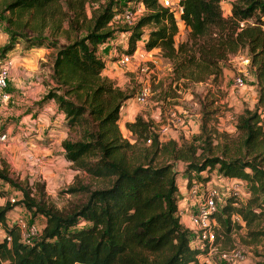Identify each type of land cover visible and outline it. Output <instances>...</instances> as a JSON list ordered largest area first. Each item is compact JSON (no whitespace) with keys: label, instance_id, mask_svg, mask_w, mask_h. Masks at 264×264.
I'll return each instance as SVG.
<instances>
[{"label":"trees","instance_id":"obj_1","mask_svg":"<svg viewBox=\"0 0 264 264\" xmlns=\"http://www.w3.org/2000/svg\"><path fill=\"white\" fill-rule=\"evenodd\" d=\"M131 0H3L10 38L0 47V60L14 47L17 34L29 36L25 48L56 47L50 78L52 84L39 104L54 99L67 126L77 127L76 138L62 140L64 156L75 168L93 177L108 179L103 187L77 182L66 188L82 192L84 199L64 209L56 208L30 189L23 188L15 202L0 205V264H193L206 249L192 244L193 233L178 215L177 162L183 163L186 187L205 185L214 169L248 182L251 197L226 193L213 217L215 240L229 235L236 213L247 225L263 215L264 193V0H234L231 13L222 15L221 0H181L179 18L158 0H135L145 7L131 25L123 51L159 47L172 63L175 79L202 81L221 72L229 52L246 48L259 84L254 108L246 107L236 121L239 133L235 153L210 154L205 122L188 142L161 140L153 124L141 114L126 122L129 137L120 130V111L133 92H126L103 75L105 58L98 45L114 37L111 22ZM87 6L91 15L87 14ZM186 38L176 42L179 22ZM244 21L243 25L240 22ZM63 23L66 42L53 41ZM124 23V22H123ZM49 27V36L43 31ZM147 27V29H145ZM73 34V35H72ZM133 139V141L131 140ZM0 179L17 184L4 169ZM264 199V198H263ZM18 204L44 225L31 244L20 238L17 225L6 216ZM259 264H264L260 262Z\"/></svg>","mask_w":264,"mask_h":264},{"label":"rangeland","instance_id":"obj_2","mask_svg":"<svg viewBox=\"0 0 264 264\" xmlns=\"http://www.w3.org/2000/svg\"><path fill=\"white\" fill-rule=\"evenodd\" d=\"M2 1L0 0V2ZM100 1L104 2L105 0ZM128 6L136 8L140 4L135 0H131ZM86 10L88 16H90L91 9L87 6ZM224 10H226V7ZM6 14L7 12L0 14V36L5 38V41L10 38L7 31ZM115 18L111 22L112 27L115 28L114 37L98 45V52L105 58V61H110L108 67L103 70V75L107 76L105 73L118 71L117 74L113 75L115 76L113 80L116 85L123 88L126 92H133L132 101L130 100V102L137 108V114H140V112L147 113L148 120H150L155 129L162 121L170 118L173 112L179 117V121L181 120L177 122V125H188L190 120L194 123V131L188 132V135H179L180 142H189L193 136L200 132L201 124L205 122L211 140L210 151L208 152L216 155L222 153L234 154V144L239 138L236 128L237 117L246 107H255L260 87L253 68H249V66H247V73L244 78L245 84L240 88L234 86L235 66L239 65V58L236 55L241 53L248 54L247 49L239 48L235 52H229L225 60L220 62L221 72L215 78L209 76L202 81H191L183 77L175 79L171 61L156 53H151V56L145 54V51L150 49L142 48V41H138L137 47L139 50L126 65H119L116 61V63L112 64L111 61L124 52L123 48L126 47L128 39V32L118 29L123 27L125 23L118 17ZM65 27H67V23H63L62 29L56 33L55 37H52L57 44L67 41L63 32ZM182 31L181 34L175 37L177 43L186 38L187 29ZM49 34L50 29L47 27L44 29L43 35L49 36ZM25 36H29V34L23 32L17 34L14 38V49L18 52L26 49L24 47L27 43ZM39 47H44L48 50L39 51V55L35 53L36 56H43L44 59L36 57L32 69L29 71L34 74L33 76H35L34 78L37 81L39 78V81L46 85L45 91H47L50 87L47 85L49 83L52 84L49 76L56 47ZM159 51L161 53L160 48ZM29 77L32 76L30 75ZM142 82H147L150 91L146 102L140 104L135 101L134 94ZM19 118L20 116L17 117L13 113L4 115L2 110L0 111V131L7 132L6 141L0 142V168L4 169L8 176L17 183L13 184L0 179V205L6 201L13 202L11 198H15V202L20 198L21 190L26 188L30 189L36 198H40L56 208L64 209L67 206L78 203L85 197L82 192L70 193L66 191V188L73 183L77 184V182H80L90 188L108 185V179L93 177L86 171L75 168L72 162L65 158L64 153H59V147L61 146L62 148L61 142L64 138H76L78 136L77 127L67 126L65 120L62 119V124L57 132L60 135L54 138L57 139L56 142L54 139L49 140L52 136L49 137L48 135L51 132L49 126L41 129L43 134L41 137H33L30 140L32 134L25 137L24 133L20 132L17 135ZM143 118L146 119L145 117ZM126 122L123 124L119 120V125L123 135L129 137V131L125 125ZM195 125H199L197 131L195 130ZM189 126L192 127L190 124ZM158 135L161 140H164V137L167 139L165 133H158ZM131 140L133 141L132 138ZM50 148L52 149L51 153H48ZM26 151L28 152L26 153ZM27 154H30V156H27ZM52 155L56 156V158L49 160ZM177 165L183 166V163L179 161ZM212 174L213 182L218 184L221 190V197L218 199L220 204L221 199L226 194L225 182H222L217 168ZM177 176L179 177L180 174ZM237 178L241 180L240 199L245 202L251 197L248 182L240 177ZM263 198L264 193H261L258 201L261 202V207L264 208ZM179 199H181L180 194ZM18 215L31 216V220H35L38 226L42 227L41 224L44 221V217L39 214L33 217L31 212L22 204L16 205L9 211L6 216L8 224H12ZM231 220L238 223L239 226L234 225L229 235L225 236L223 234L224 237H221L218 248L226 250L237 247L240 249V257L231 262H221L224 264H259L264 262V211L263 215L256 217L249 225L236 213L231 214ZM213 222L214 225L218 224L215 218ZM4 234V230L1 229L0 238ZM214 256L219 259L216 254ZM3 264L7 263L3 262Z\"/></svg>","mask_w":264,"mask_h":264},{"label":"built area","instance_id":"obj_3","mask_svg":"<svg viewBox=\"0 0 264 264\" xmlns=\"http://www.w3.org/2000/svg\"><path fill=\"white\" fill-rule=\"evenodd\" d=\"M158 1L161 5L172 9L175 12L176 17L179 18L180 13L182 12L181 0ZM233 1L234 0L220 1L223 16L227 17L231 13ZM139 4L140 6L136 8L125 7L116 15V17L127 25L133 24L145 11L144 5L142 3ZM225 7L226 10H224ZM243 24L244 21H241L240 25ZM136 50L132 54L125 52L120 53L115 61L119 65H126L133 57ZM236 57L239 58V65L235 66L234 86L240 88L245 84L244 78L247 73V66H249L250 58L248 54L243 53L237 54ZM12 65L13 59L10 56H5L0 60V105L7 102L10 98L9 81ZM149 91L150 87L147 82H142L134 94L135 101L140 104L145 103ZM178 120L179 117L176 116V113H173L170 118L162 121L155 131L158 133H165L169 127H171V123ZM6 139L7 132L0 131V142H4ZM220 175L223 180L222 182H225L226 193H231L240 197L241 180L237 177ZM186 191L188 193L187 196L193 201V203L186 209L178 208V215L181 217L183 214H187L189 224L184 225L193 233L192 244L199 248L206 249L205 252L198 255L196 263L193 264H224L221 261L231 262L238 259L240 257L239 248L233 247L223 250L218 248V243H214L216 234L213 228V214L218 209V199L221 197V190L219 185L213 182V175L205 185L195 182L189 187H186ZM14 199L15 198H11L12 201H14ZM30 217L31 216L27 217L25 215H18L14 221L18 227L21 240L29 244L33 242L34 238L41 230L35 220H31ZM5 236L7 240H10V235L5 233ZM215 254L219 259L215 258Z\"/></svg>","mask_w":264,"mask_h":264},{"label":"crops","instance_id":"obj_4","mask_svg":"<svg viewBox=\"0 0 264 264\" xmlns=\"http://www.w3.org/2000/svg\"><path fill=\"white\" fill-rule=\"evenodd\" d=\"M178 22H179V32L177 33L176 37L178 36V34H181L183 32L182 31L183 29L184 30L186 29L183 26L181 21H178ZM5 42H6L5 38H2L0 36V47ZM42 50H48V49L44 47L42 48L41 47H31V48H26L22 50V52H18L13 47L11 50H9L6 53L7 56H10L13 59V65L10 69V81H9L10 98L7 102H5L4 104H1L0 111L2 110V113L4 115L5 114L10 115L11 113H13L17 117L20 116L18 120V126H17L18 128L17 135H19L20 132L24 133L25 137H27L29 134H32V137L30 140H32L33 137H37V136L41 137L43 135L41 129H43L44 127H48V126H49V130H51V132H49L48 135L49 137L52 135L51 136L52 138L50 137L49 140L56 138L57 135H60L57 132L59 131V127L62 124L61 120L64 119V115L58 110L57 103L54 99L46 101L44 104H41V105L39 104V101L41 100L43 94L46 92L45 91L46 85L40 82L39 78L37 81L36 78H34L35 76H33L34 74H31L29 70L32 69V66L34 64L36 57H41L42 59H44L43 56L35 55V53L39 55L40 54L39 51H42ZM138 50L139 49L137 48L136 52ZM151 53H156V54L161 55L159 51V47H153L150 50L145 51V54L147 55L151 56ZM109 62L110 61H105V67H108ZM111 62L112 64L116 63L115 60ZM117 73L118 71L115 70L114 72L105 73V74L109 78L114 79L115 76L113 75ZM30 75L33 78L29 77ZM131 99L132 98L130 97L125 100L121 108V111H120V122H122L123 124L126 121H132L135 115L137 114V108H135L134 104L130 102ZM34 104H36L34 107H30L31 105H34ZM140 114L146 119H148L147 113L140 112ZM178 121L171 123V127H169L170 129H168L165 132L167 139L173 138L179 141V135H182V134L188 135L189 134L188 132L194 131L193 130L194 123H192L190 120L188 122V125H183V124L177 125ZM189 124L192 125V127L189 126ZM198 126L199 125H195L196 131L198 130ZM165 139L166 137H164V140ZM54 140L56 142L57 139H54ZM51 150H52L51 148L48 149V153H51L50 152ZM59 151H60L59 153H63V148H61V146L59 147ZM27 152L28 151H26V153ZM27 156H30V154H27ZM53 158H56V156L52 155V157L49 158V160H52ZM177 170L180 176L179 177L177 176L176 179H177V184L179 187V194L181 195V199L178 200V208L186 209L188 206H190L193 203V201H191V199L187 196L186 184H185L186 178L182 172L183 166L177 165ZM179 218H180L181 223L185 225L189 224L186 213L183 214ZM43 225H44V221L41 224V226Z\"/></svg>","mask_w":264,"mask_h":264}]
</instances>
